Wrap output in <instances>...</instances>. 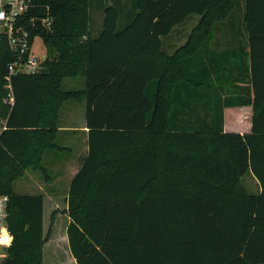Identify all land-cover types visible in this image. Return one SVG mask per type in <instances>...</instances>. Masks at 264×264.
Here are the masks:
<instances>
[{"label":"trees","instance_id":"1","mask_svg":"<svg viewBox=\"0 0 264 264\" xmlns=\"http://www.w3.org/2000/svg\"><path fill=\"white\" fill-rule=\"evenodd\" d=\"M96 1L103 19L91 36L95 0H31L17 22L48 56L40 71L12 77L10 90L4 77L14 53L0 34V194L13 236L0 264H43V195L16 193L14 182L29 168L45 173L42 159L59 147V111L69 99H85L88 128L66 198L76 264H264V0H244L241 20L251 92L218 98L196 125L180 118L177 95L186 83L207 88L211 73L198 81L188 59L239 0ZM191 14L199 19L186 43L164 53L160 37ZM35 16H49L51 27H31ZM67 77L84 86L62 89ZM242 106L251 107L249 131L224 130V109ZM248 171L257 194L241 183Z\"/></svg>","mask_w":264,"mask_h":264},{"label":"crops","instance_id":"2","mask_svg":"<svg viewBox=\"0 0 264 264\" xmlns=\"http://www.w3.org/2000/svg\"><path fill=\"white\" fill-rule=\"evenodd\" d=\"M90 10L102 11L101 7L98 6L96 0L92 4ZM187 18L184 22L176 25L170 31L169 34L160 37L161 49L163 50L164 53L172 54L173 52H175L176 49H178L179 47H181L183 44L186 43L192 28L198 22L199 16L198 19H195L194 22H192V24L185 25V23L187 22ZM102 19H103V15H102ZM90 24H92L93 29H95L94 27H96L95 33H91L89 28L91 36H95L101 29L102 20H100V22L96 26H93V22ZM186 27H188L187 30ZM238 27H239L238 24L232 22L231 25H229L230 31L228 35H223L220 37L211 36L208 45L204 47L201 50V52H199L196 56L188 59L187 67L189 66L191 67L189 69V72L190 71L195 72L198 81L202 80L203 76L206 74V71H210L211 76L216 74L217 76L219 74L221 75L228 74L229 75L228 83H229V88L231 90L228 88L229 89L228 92L226 91L227 93L222 94V91L220 90V84H218L219 81L217 80L216 83V80H214L213 78H211L210 80L211 85H208L207 88L205 87V84L189 85L186 83L181 85L180 89L182 88L183 91H181V93L177 95V101L179 102L180 118L185 122H187V124L192 123L196 125L198 124V122L202 123L208 121L209 111L211 108H213L214 101L215 100L218 101V98L230 94L231 91L236 92L237 94L240 91H243L242 87L243 89L248 87L251 92L252 87H251V80L249 77L250 71L247 70L249 65V52H250V45L248 43L249 38L246 35V31H244V33L242 34L240 33ZM241 74H243L244 76V81H241L240 79ZM70 78L72 79V81H76L78 77H70ZM81 84L82 86H84L83 82ZM82 100L85 101V99L76 100V101H82ZM8 102L11 103L9 98H8ZM228 112L233 114V117L229 116L231 119L228 117L231 120V123L226 118V114ZM224 113H225L224 130H231V131L233 130L239 133L249 131L250 116H251L250 106L226 108L224 109ZM83 118L84 119L82 120V125L79 127L74 126V127L66 128V127H61L60 124L58 123V126L56 128L57 129L56 137H55V143H56V139L60 134V132L62 131L72 132L71 136L74 137V145L77 148V150L78 149L81 150L79 153L80 159L78 161V164L72 167V171L70 172L68 178H65L64 184L60 182L59 178H55L51 181H48L46 184L43 183L44 188L39 184H37V188L39 189L37 190L39 192L35 194L43 195V229H44V236L46 237V242L43 246V256H44L45 247L48 246L49 264H76V260L70 252L68 240H67V234H66V228L70 221V217L66 213V209H67L66 198H67L69 183L72 177L79 170L82 160L86 156L88 151V144H87L88 128L86 127L85 124L86 109ZM61 148L63 147L59 146L58 148L49 149L45 152V154L48 151H55V150L57 151L58 149ZM62 185L64 186V189L62 188L61 191L57 189H52V190L50 189L51 191L49 192V190L47 189L50 187L59 188V186ZM259 191H260V187L258 188V193ZM57 193H64V196L62 197V203L64 204V206L62 211H58V213L54 214V211L60 208L57 205L56 202L57 200L55 199ZM46 206L49 208L48 215L50 218V223L47 225L44 224V220L46 217ZM60 214H63L66 218L61 231L62 238L66 242L65 247H67L64 258H62L61 256L59 257L56 253L57 240L55 239L56 238L55 222H56V218L59 217ZM52 217L53 220L51 219Z\"/></svg>","mask_w":264,"mask_h":264},{"label":"rangeland","instance_id":"3","mask_svg":"<svg viewBox=\"0 0 264 264\" xmlns=\"http://www.w3.org/2000/svg\"><path fill=\"white\" fill-rule=\"evenodd\" d=\"M244 11V0H239L238 3L235 5L234 9L230 13V15L221 21H217L214 24V29L212 36L214 37H220L223 35H228L230 28L229 25H231L232 22L239 25L240 33H244L243 25L239 22L242 20V15ZM91 14V22H93V26L98 25L100 20H102L103 12L100 10H90ZM195 19H198V16L196 14H191L187 18L186 24H192ZM230 22V23H229ZM90 31L91 33H95V29L92 28V24H90ZM191 28V27H190ZM188 27H186V30ZM179 30V29H178ZM33 50L36 54L40 56H44V53L46 51V44L44 46L42 40L40 38H35L33 42ZM48 56V53H47ZM46 56V57H47ZM211 78L216 80V76L212 75ZM77 81V82H76ZM76 81H72L70 77L65 78L62 82V89H80L82 88V82L83 80L78 77ZM215 83V82H214ZM217 83V80H216ZM220 84V83H218ZM220 89L222 91V94H225V91L229 88V83H222L220 84ZM86 104L85 101H76V100H67L64 102L62 108L60 109L59 114V124L61 127H74V126H81L82 120L84 119ZM72 132L69 131H62L58 135L56 139V144L63 147L61 149H58L57 151H48L44 159L42 161L43 168L45 169V173H41L37 169H26L25 174L18 178L14 182V191L19 194H35L38 193L39 189L37 188V184L42 186L44 188V184H46L48 181H51L55 178H59L60 182L64 184L65 178H68L70 172L72 171V167L74 165L78 164L79 161V153L80 149L77 150V148L74 145V137L71 136ZM73 139V140H72ZM44 183V184H43ZM241 183L244 187V189L250 193V194H257L259 184L256 182V178L253 176V174L248 171L241 177ZM64 189V186L53 187V188H47L49 192L52 189H57L59 191ZM38 189V190H37ZM51 189V190H50ZM56 202L57 205L60 207L57 210L54 211V214L58 213V211H62L64 204L62 203V197L64 196V193H57ZM49 208L46 206V217L44 220V224L47 225L50 223V218L48 215ZM66 218L63 214H60L59 217L56 218L55 222V239L57 240L56 244V253L57 255L62 258H64V255L66 253L67 247H65L66 242L62 238V226L64 225ZM67 241V240H66ZM0 252H5V248H0ZM43 264H49V248L48 246L45 247L44 256H43Z\"/></svg>","mask_w":264,"mask_h":264},{"label":"built area","instance_id":"4","mask_svg":"<svg viewBox=\"0 0 264 264\" xmlns=\"http://www.w3.org/2000/svg\"><path fill=\"white\" fill-rule=\"evenodd\" d=\"M32 6L34 5L31 3V0H0V12L4 14V16L0 18V34L3 33L7 37L9 47L14 53V59L6 66V74L4 77L6 81L5 87L9 90L12 77L19 74L36 73L43 68L44 61L46 60V51L44 56H40L33 50L34 39L38 37H35L33 41H31L30 32L22 26H19L17 22L20 15L27 12ZM35 21H39L40 26L49 29L52 19L49 16H35L31 18V27H33L34 24L36 25ZM7 97L10 99V102H12L11 92L8 93ZM7 201L8 196L6 194H0V227L6 230L5 217ZM1 247L6 248L5 246H0V248ZM0 254H5V252H0Z\"/></svg>","mask_w":264,"mask_h":264},{"label":"clouds","instance_id":"5","mask_svg":"<svg viewBox=\"0 0 264 264\" xmlns=\"http://www.w3.org/2000/svg\"><path fill=\"white\" fill-rule=\"evenodd\" d=\"M4 14L0 12V18H2ZM13 240V236L10 235L7 230L3 227H0V246L10 247L11 242ZM6 254H0V259H5Z\"/></svg>","mask_w":264,"mask_h":264}]
</instances>
